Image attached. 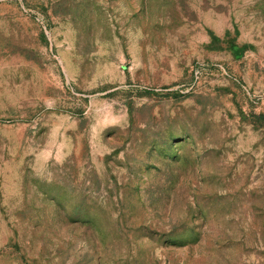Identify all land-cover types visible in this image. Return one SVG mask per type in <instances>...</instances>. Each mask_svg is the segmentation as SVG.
<instances>
[{
    "label": "rangeland",
    "instance_id": "374dc122",
    "mask_svg": "<svg viewBox=\"0 0 264 264\" xmlns=\"http://www.w3.org/2000/svg\"><path fill=\"white\" fill-rule=\"evenodd\" d=\"M0 264H264V0H0Z\"/></svg>",
    "mask_w": 264,
    "mask_h": 264
}]
</instances>
